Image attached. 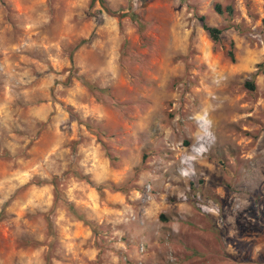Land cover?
Masks as SVG:
<instances>
[{
	"label": "rangeland",
	"instance_id": "obj_1",
	"mask_svg": "<svg viewBox=\"0 0 264 264\" xmlns=\"http://www.w3.org/2000/svg\"><path fill=\"white\" fill-rule=\"evenodd\" d=\"M103 1L0 0V264H264V0Z\"/></svg>",
	"mask_w": 264,
	"mask_h": 264
},
{
	"label": "trees",
	"instance_id": "obj_2",
	"mask_svg": "<svg viewBox=\"0 0 264 264\" xmlns=\"http://www.w3.org/2000/svg\"><path fill=\"white\" fill-rule=\"evenodd\" d=\"M92 1H93V2H95V1H99L101 7H102V8L107 12V14H109L110 16L117 17V18H121V17H122V14H120V13L110 11V10L108 9V7L106 6V4L104 3L103 0H92ZM215 12H217V13L220 14V15L222 14V11H221L219 5L215 6ZM201 21L203 22V20H201ZM202 28H203L204 31L208 34L209 39H210L214 44H216V43L219 42V40H220V36H221V33H222V31H221L220 29H218V28H216V27H210V26H208V25H206V24H204V23L202 24ZM228 56H229V58H230L231 60L234 59V55H233V53H232L231 51L228 52ZM245 85L248 87L249 90H254V84L252 83V81H251V82H247ZM104 188H111V189H114L112 186H110V185H108V184H105V185H101V186H99V187H98V190L101 192L102 189H104ZM101 193H102V192H101ZM49 230H50V234H52L53 231H52V226H51L50 223H49Z\"/></svg>",
	"mask_w": 264,
	"mask_h": 264
},
{
	"label": "clouds",
	"instance_id": "obj_3",
	"mask_svg": "<svg viewBox=\"0 0 264 264\" xmlns=\"http://www.w3.org/2000/svg\"><path fill=\"white\" fill-rule=\"evenodd\" d=\"M204 122H205V135L210 137L212 134H211L210 131H208V128L211 125V121H208V120L205 119Z\"/></svg>",
	"mask_w": 264,
	"mask_h": 264
}]
</instances>
